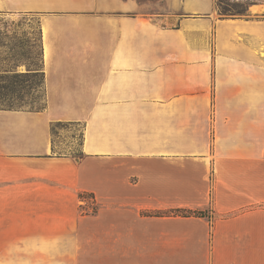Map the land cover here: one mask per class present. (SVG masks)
Returning a JSON list of instances; mask_svg holds the SVG:
<instances>
[{
  "label": "crops",
  "instance_id": "crops-1",
  "mask_svg": "<svg viewBox=\"0 0 264 264\" xmlns=\"http://www.w3.org/2000/svg\"><path fill=\"white\" fill-rule=\"evenodd\" d=\"M166 2L0 0L1 20L37 18L40 51L15 60L33 27L0 26V89L38 74L44 96L0 106V264H264V0Z\"/></svg>",
  "mask_w": 264,
  "mask_h": 264
},
{
  "label": "rangeland",
  "instance_id": "rangeland-1",
  "mask_svg": "<svg viewBox=\"0 0 264 264\" xmlns=\"http://www.w3.org/2000/svg\"><path fill=\"white\" fill-rule=\"evenodd\" d=\"M140 6L141 11L149 14L151 16L165 13L168 8L166 0H136ZM224 2H246L249 3V6L254 5H263L261 0H223ZM216 0V8L218 11ZM248 6V7H249ZM219 14V12H218ZM248 10L247 14L248 15ZM220 15V14H219ZM221 16V15H220ZM245 16V15H244ZM9 25L10 27L21 26L29 24L33 27V43L32 47H30L29 43H26L28 39L16 41H11L12 47L18 45V48L13 52L12 56L15 57V60L27 61L28 67H34L31 64H37L40 51L39 44L37 42V37L35 34V27L37 26V18L33 17L32 21H26L24 18L17 19H0V26ZM1 41H6L4 38L0 39ZM4 56V55H2ZM3 67V66H0ZM5 67V66H4ZM8 67V66H7ZM10 76V80L6 82L9 84H20L23 81V86L11 87L7 90L0 89V106L10 107V108H26V109H40L44 104V96L41 89V76L36 74L32 76L29 74L28 76L19 77L18 75H8ZM16 80H15V79ZM27 81V82H25ZM16 82V83H14ZM5 84V83H3ZM9 93H15L16 95H7ZM53 139L56 145V151L60 153L72 152L77 153L78 146L80 143V127L75 125H69L65 123L56 124L52 127ZM85 202V203H84ZM87 202V204H86ZM90 196L88 194H80V211L82 213L89 212L91 209H94V206L90 204Z\"/></svg>",
  "mask_w": 264,
  "mask_h": 264
},
{
  "label": "trees",
  "instance_id": "trees-1",
  "mask_svg": "<svg viewBox=\"0 0 264 264\" xmlns=\"http://www.w3.org/2000/svg\"><path fill=\"white\" fill-rule=\"evenodd\" d=\"M248 6H249V3H246V2H241V3L228 2V1L224 2L223 0H218L217 2L218 12L221 15V17H224V18L241 17V16L246 15ZM6 108H10V107H6ZM170 213L174 215H182V216H187V215L205 216L204 212L190 211V210H185V209H175V210H172Z\"/></svg>",
  "mask_w": 264,
  "mask_h": 264
}]
</instances>
